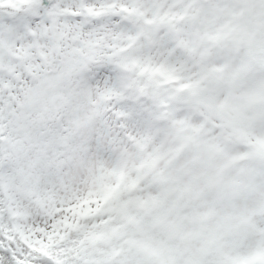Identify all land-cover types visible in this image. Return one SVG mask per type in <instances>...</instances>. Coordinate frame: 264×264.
Instances as JSON below:
<instances>
[{"label": "snow or ice", "instance_id": "snow-or-ice-1", "mask_svg": "<svg viewBox=\"0 0 264 264\" xmlns=\"http://www.w3.org/2000/svg\"><path fill=\"white\" fill-rule=\"evenodd\" d=\"M0 264H264V0H0Z\"/></svg>", "mask_w": 264, "mask_h": 264}]
</instances>
